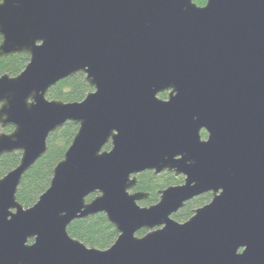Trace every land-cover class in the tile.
I'll use <instances>...</instances> for the list:
<instances>
[{"label":"water","instance_id":"1","mask_svg":"<svg viewBox=\"0 0 264 264\" xmlns=\"http://www.w3.org/2000/svg\"><path fill=\"white\" fill-rule=\"evenodd\" d=\"M193 1L0 0V58L29 57L0 76V158L20 152L0 177V264H264V0ZM76 73L82 101L46 98ZM67 122L75 135L24 208L21 178ZM145 171L183 182L141 207ZM100 213L110 247L68 235Z\"/></svg>","mask_w":264,"mask_h":264},{"label":"trees","instance_id":"2","mask_svg":"<svg viewBox=\"0 0 264 264\" xmlns=\"http://www.w3.org/2000/svg\"><path fill=\"white\" fill-rule=\"evenodd\" d=\"M197 5L204 4V0H195ZM1 41V39H0ZM29 57L26 54L12 55L0 58V76L7 74L10 77L18 75L26 66ZM92 91L84 80V74L76 73L75 75L59 81L55 86L51 87L46 93L48 100H60L62 102H80L84 97ZM161 99H166L167 93L158 95ZM78 126L72 122H67L49 134L46 144L47 151L21 178L16 193V201L24 208L31 207L39 198V196L49 187L52 178V172L55 165L63 158V154L70 145ZM11 127L5 129L0 128V133H8ZM205 136V133H201ZM110 144L104 146V150L110 149ZM20 159V152L5 154L0 158V177L15 168ZM137 183L134 191L146 192L149 197L140 202L141 206H150L158 201V192L168 186L179 185L182 178H176L170 173H163L154 176L152 172L145 171L137 175ZM94 197L90 195L86 198L88 202ZM210 195L197 197L185 204V206L173 215L177 222H184L193 215V211L204 205L208 201ZM67 233L70 237L82 242L85 246L100 250L110 247L117 233L112 225H110L104 214H96L86 219H78L73 221L67 227ZM145 233L141 230L137 233L141 236Z\"/></svg>","mask_w":264,"mask_h":264},{"label":"flooded vegetation","instance_id":"3","mask_svg":"<svg viewBox=\"0 0 264 264\" xmlns=\"http://www.w3.org/2000/svg\"><path fill=\"white\" fill-rule=\"evenodd\" d=\"M193 2L195 3V0H194ZM195 4H196V3H195ZM204 4H205V0H204ZM204 4H202V5H197V4H196V5H197V6H203ZM164 93H167V92H164ZM167 96H168V93H167ZM166 99H167V97H166ZM164 100H165V99H164ZM203 132L205 133V136H204V137H203L202 134H201V133H203ZM200 135H201V139H206V137H207V134H206V132H205L204 130H202V131L200 132ZM149 172H150V171H149ZM164 173H168V172H164ZM152 174H153V173H152ZM161 174H163V173H161ZM170 174L173 175V173H170ZM159 175H160V174H159ZM154 176H155V175H154ZM173 176H174V175H173ZM136 177H137V175H136ZM174 177H175V176H174ZM178 177H179V176H178ZM182 178H183V177H182ZM136 180H137V178H136ZM182 182H183V179H182ZM182 182H181L180 184H182ZM136 183H137V182H136ZM175 186H176V185H175ZM165 188H166V187H165ZM161 190H162V189H161ZM132 192H138V191H134V189H133ZM145 193H146V192H145ZM158 194H159V192H158ZM91 195H93V194H91ZM204 195H210V198H209V200L207 201V203H208V202L211 200V193H205V194H203V195H201V196H204ZM89 196H90V195H89ZM95 196H96V194H94V197H95ZM94 197H93V198H94ZM148 197H149V194H148ZM148 197H147V198H148ZM199 197H200V196H199ZM93 198H92V199H93ZM145 200H146V199H145ZM145 200H143V201H145ZM158 200H159V198H158ZM89 201H90V200H89ZM89 201H88V202H89ZM140 202H142V201H140ZM140 202H138V205H139V206H141V205L139 204ZM156 203H157V202H156ZM207 203H205V204H207ZM205 204H204V205H205ZM141 207H148V206H141ZM140 231H141V230H140ZM144 231H145V230H144ZM137 233H138V232H137ZM137 233H136V235H137ZM144 234H145V233H144ZM137 236H138V235H137ZM141 236H142V235H141Z\"/></svg>","mask_w":264,"mask_h":264},{"label":"rangeland","instance_id":"4","mask_svg":"<svg viewBox=\"0 0 264 264\" xmlns=\"http://www.w3.org/2000/svg\"><path fill=\"white\" fill-rule=\"evenodd\" d=\"M176 178H182V176H179V177H176ZM182 179H183V178H182ZM205 203H207V201H206V202H204V204H205Z\"/></svg>","mask_w":264,"mask_h":264}]
</instances>
